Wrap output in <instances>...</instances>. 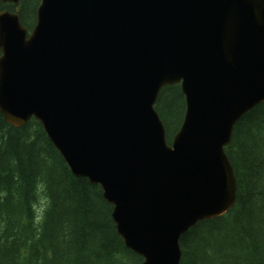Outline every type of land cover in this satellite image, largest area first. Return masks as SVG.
<instances>
[{
	"label": "water",
	"instance_id": "95a60500",
	"mask_svg": "<svg viewBox=\"0 0 264 264\" xmlns=\"http://www.w3.org/2000/svg\"><path fill=\"white\" fill-rule=\"evenodd\" d=\"M0 52V113L40 122L101 187L141 264H181V238L236 204L226 147L264 103V0H41L31 31L0 12ZM174 85L186 110L168 142L156 105Z\"/></svg>",
	"mask_w": 264,
	"mask_h": 264
},
{
	"label": "trees",
	"instance_id": "16d2710c",
	"mask_svg": "<svg viewBox=\"0 0 264 264\" xmlns=\"http://www.w3.org/2000/svg\"><path fill=\"white\" fill-rule=\"evenodd\" d=\"M40 2L0 1V12H18L31 31ZM156 110L171 142L186 110L180 85L161 91ZM226 154L236 204L181 238V264H264V103L236 124ZM112 211L99 185L72 173L40 122L15 127L0 113V264H141Z\"/></svg>",
	"mask_w": 264,
	"mask_h": 264
}]
</instances>
